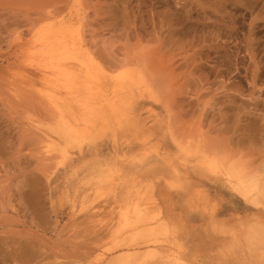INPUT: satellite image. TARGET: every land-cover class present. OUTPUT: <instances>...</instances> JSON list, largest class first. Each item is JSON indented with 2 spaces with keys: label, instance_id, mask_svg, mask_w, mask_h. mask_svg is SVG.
<instances>
[{
  "label": "rangeland",
  "instance_id": "rangeland-1",
  "mask_svg": "<svg viewBox=\"0 0 264 264\" xmlns=\"http://www.w3.org/2000/svg\"><path fill=\"white\" fill-rule=\"evenodd\" d=\"M64 21L98 70L89 108L85 88L26 64L34 35ZM123 62L157 95L114 84ZM70 109L85 134L48 156ZM206 147L257 180L253 200L204 167ZM128 196L156 201L172 230L155 244L191 264H264V0H0V264H120Z\"/></svg>",
  "mask_w": 264,
  "mask_h": 264
},
{
  "label": "bare ground",
  "instance_id": "bare-ground-1",
  "mask_svg": "<svg viewBox=\"0 0 264 264\" xmlns=\"http://www.w3.org/2000/svg\"><path fill=\"white\" fill-rule=\"evenodd\" d=\"M70 18V17H69ZM78 32V31H77ZM82 35V34H81ZM31 45H34L33 49L28 50L27 52V60L26 64H30L31 66L33 63L41 67L43 70L49 71L50 75L56 78V80H62L63 83L65 84H71L72 86H75L79 88H85L87 90V95L83 97L81 100L83 103L82 105H85V108H89L88 106H91L92 104L90 103L91 101V95L93 93L92 91V78L96 72L94 73V65L93 64V56H90L89 51L85 47L86 45L84 44L83 40L81 39L80 35L75 33V31L72 29V24L70 22H62L61 24L51 27V28H44L37 32L34 37L30 40ZM88 47V46H87ZM95 56V55H94ZM95 58V57H94ZM99 61V60H98ZM128 62V61H127ZM123 62L122 68L118 69L120 70L119 73H117L114 77V84L118 85L121 89L124 88V86L128 87H137V88H146L150 89L149 92L151 91V94L154 93L153 90H151L152 85L149 86L151 83H148L146 74H144V70L132 67L131 65H128L129 63ZM101 63V62H100ZM25 64V65H26ZM35 65V66H36ZM104 65V64H103ZM96 66V65H95ZM34 67V66H33ZM104 67V66H102ZM105 68V67H104ZM106 69V68H105ZM117 70V71H118ZM23 71V70H22ZM31 71V70H30ZM109 71V70H107ZM143 71V72H142ZM25 72V71H24ZM42 72V71H41ZM113 71H110V73ZM35 72L33 71V74ZM43 73V72H42ZM109 73V72H108ZM106 73V74H108ZM27 75V74H25ZM20 76V75H19ZM22 76V75H21ZM44 76V74H43ZM23 77L24 73H23ZM28 77V75L26 76ZM22 78V77H21ZM42 82V80H40ZM113 81V80H112ZM16 82V81H15ZM42 85V84H41ZM47 87V86H43ZM100 89V85H94V88ZM48 88V87H47ZM135 90V88H134ZM125 91V90H124ZM129 91V90H126ZM63 92V90L61 91ZM40 93V92H39ZM98 91H94V95ZM110 93V92H109ZM130 93V92H129ZM134 93V92H132ZM130 93V94H132ZM137 93V92H136ZM63 94V93H62ZM155 96L157 95L154 93ZM43 95V94H42ZM138 95V94H137ZM125 97V96H124ZM123 97V98H124ZM134 97H136L134 95ZM98 98V97H97ZM137 98V97H136ZM126 99V98H125ZM124 99V101H125ZM138 99V98H137ZM46 100V99H45ZM117 100V99H115ZM156 101H159L158 97L154 99ZM49 103V101H47ZM128 102V101H127ZM126 102V103H127ZM142 102V101H140ZM155 102V101H154ZM51 103V102H50ZM56 103V102H55ZM55 103H52L54 105H57ZM138 102L136 101V105ZM51 104V105H52ZM103 104V103H102ZM119 105V104H117ZM140 105V104H139ZM142 106V105H141ZM139 106V107H141ZM147 106V105H146ZM146 106L144 108H146ZM150 106V105H148ZM51 110L52 108L55 109V107H50L48 106ZM98 107H102V105H98ZM117 107V106H116ZM137 107V106H136ZM91 108V107H90ZM122 108V107H120ZM152 108V107H151ZM125 109V108H124ZM147 109V108H146ZM57 110V109H55ZM145 110V109H144ZM111 111V110H109ZM121 110H119L120 113ZM123 111V110H122ZM121 111V113H122ZM132 111V110H131ZM141 111V110H139ZM150 111V110H149ZM56 112V111H55ZM55 112L52 111V113ZM58 112V111H57ZM56 112V114H57ZM129 112V111H128ZM133 112V111H132ZM151 112V111H150ZM70 118H65L64 114L61 112V117L59 122L52 127V129L58 134L59 139L55 136H53L54 142H48L46 145V150L48 152V156L52 155L55 153H58L60 151H64L66 149L67 144H71L74 142L79 136H83V131L87 129L78 126L80 123V117L77 116L75 113L74 109H70ZM112 113V112H111ZM153 114V112H151ZM63 114V115H62ZM126 114V113H125ZM136 114V113H134ZM119 115V114H118ZM156 115V114H155ZM120 116V115H119ZM118 116V117H119ZM54 117V116H53ZM57 117V115H56ZM79 117V118H78ZM111 120H112V116ZM122 117V116H121ZM154 117V116H152ZM74 118V122L71 121L70 119ZM145 118V117H144ZM156 118V116H155ZM169 118V117H168ZM127 119V116H126ZM153 119V118H152ZM84 122L86 119L83 117ZM114 120V119H113ZM121 120V118H120ZM154 120V119H153ZM170 124V127L172 125L170 118L168 119ZM125 121V120H122ZM133 122V121H132ZM168 122V123H169ZM88 123V121H87ZM121 123V122H120ZM134 123V122H133ZM132 123V124H133ZM119 124V123H118ZM117 124V126H118ZM135 124V123H134ZM111 125V124H110ZM140 127V126H139ZM169 127V128H170ZM142 130V129H141ZM150 130V129H149ZM153 130V129H152ZM173 130V127H171L170 131ZM176 130V129H175ZM111 131V130H110ZM113 131V130H112ZM143 131V130H142ZM165 131V128L164 130ZM177 131V134H176ZM173 133V136L178 135V129ZM50 132V131H49ZM130 132V130H129ZM140 132V131H139ZM153 132V131H152ZM46 133V132H45ZM51 133V132H50ZM111 133V132H110ZM142 133V132H141ZM157 133V132H155ZM170 132H168L169 135ZM49 134V133H48ZM56 134V135H57ZM182 134V133H181ZM49 137H52L51 134H49ZM55 135V134H54ZM135 135V134H134ZM139 135V134H138ZM142 135V134H141ZM156 135V134H155ZM183 135V134H182ZM181 135V136H182ZM186 135V134H184ZM106 136V135H105ZM109 136V135H108ZM114 136V135H113ZM112 136V137H113ZM132 136V135H131ZM171 136V135H170ZM52 137V139H53ZM111 137V136H110ZM135 137V136H134ZM137 137V136H136ZM142 137V136H141ZM177 137V136H176ZM47 138V137H46ZM94 138V137H92ZM108 138V137H107ZM115 138V137H114ZM49 139V138H48ZM46 139V140H48ZM87 139V138H86ZM101 139V138H100ZM113 139V138H112ZM117 139V138H115ZM138 139L142 140L141 138L138 137ZM173 140V138H171ZM177 139V138H176ZM50 140V139H49ZM56 140V141H55ZM95 140V138H94ZM139 140V141H140ZM191 140V139H190ZM100 141V140H99ZM98 141V142H99ZM146 141V140H145ZM186 141V140H185ZM184 141V142H185ZM88 142V141H87ZM94 142V141H93ZM97 142V141H96ZM46 143V142H45ZM95 143V142H94ZM108 143V142H107ZM140 143V142H139ZM138 143V144H139ZM194 143V140L193 142ZM117 144V143H116ZM190 144V143H189ZM88 145V144H87ZM104 145V144H103ZM109 145V144H108ZM107 145V146H108ZM193 145V144H192ZM91 146V145H89ZM149 146V145H148ZM147 146V147H148ZM197 146V144H196ZM88 147V146H87ZM119 147V146H118ZM195 146H193L194 148ZM94 148V147H93ZM114 148V147H113ZM145 148V147H144ZM151 148V147H150ZM154 148V147H153ZM190 148V146L188 147ZM204 148V147H203ZM206 147L207 152L209 151ZM125 149V148H124ZM149 149V148H148ZM159 149V148H157ZM200 149V148H199ZM95 150V149H92ZM98 150V149H97ZM115 150V149H114ZM142 150V149H139ZM147 150V149H146ZM161 150V149H160ZM202 150V149H201ZM44 151V150H43ZM96 151V150H95ZM111 151V149H110ZM116 151V150H115ZM163 151V150H162ZM187 151V150H186ZM205 151V150H203ZM89 152V151H88ZM117 152V151H116ZM138 152V151H136ZM184 152V151H183ZM203 153L201 156V161L204 167L209 170L210 172L216 174V175H221L224 176L232 189L236 191L239 195H241L244 199L249 200V199H254L253 194L254 190L258 189V182L255 178H253L251 175L248 174L244 169L236 166L234 163H228L224 159L220 158L218 154H215V151L211 150L207 153ZM51 153V154H50ZM90 153V152H89ZM133 153V152H132ZM135 153V152H134ZM141 153V151H140ZM163 153V152H162ZM160 153V154H162ZM113 154V152H112ZM119 154V153H118ZM61 155V154H60ZM109 155V154H108ZM107 155V156H108ZM174 155L176 153L174 152ZM59 156V154H58ZM101 156V155H99ZM121 156V155H120ZM56 157V156H54ZM103 157V156H101ZM131 157V155H130ZM133 157V156H132ZM144 157V156H142ZM141 157V158H142ZM146 157V156H145ZM164 157V156H163ZM62 158V157H61ZM118 158H120L118 156ZM121 158H123L121 156ZM140 158V157H139ZM156 158V157H155ZM165 158V157H164ZM172 158V156H171ZM104 159V158H103ZM138 159V158H135ZM134 159V160H135ZM158 159V158H157ZM54 160V159H53ZM59 160V159H58ZM102 160V159H101ZM133 160V159H132ZM140 160V159H138ZM166 160V159H165ZM170 160V159H169ZM56 161V160H55ZM142 161V160H140ZM139 161V162H140ZM100 162V161H99ZM113 162V161H112ZM126 162V161H125ZM143 162V161H142ZM172 162V161H171ZM55 163V162H53ZM103 163V162H102ZM110 163V162H109ZM144 163V162H143ZM200 163V162H199ZM99 164V163H98ZM116 164V163H115ZM142 164V163H141ZM56 167V164H54ZM58 165V164H57ZM101 165V164H99ZM74 167V166H73ZM98 167V166H97ZM96 167V168H97ZM108 167V166H107ZM116 167V166H115ZM120 167V166H119ZM122 167V166H121ZM203 167V168H204ZM57 168V167H56ZM72 169V167H71ZM75 169V168H74ZM73 169V170H74ZM100 169V168H99ZM72 170V171H73ZM103 171V169H101ZM123 171V170H122ZM132 171V170H131ZM136 171V170H135ZM134 171V173H135ZM141 171V170H140ZM206 172V170H203ZM98 172V171H97ZM208 172V171H207ZM101 173V172H100ZM125 173V172H124ZM131 173V172H129ZM93 174V173H91ZM96 174V173H95ZM123 174V172H122ZM128 174V173H127ZM133 174V173H131ZM130 174V175H131ZM168 174V173H167ZM170 174V173H169ZM207 174V173H206ZM210 174V173H209ZM127 176L126 174H124ZM129 175V174H128ZM129 175V176H130ZM212 175V174H210ZM52 176V175H51ZM89 176V175H88ZM95 176V175H94ZM172 176V175H171ZM208 176V175H207ZM213 176V175H212ZM179 177V174H178ZM210 177V176H209ZM217 177V176H216ZM220 177V176H218ZM93 178V177H92ZM188 178V177H187ZM211 178V177H210ZM213 178V177H212ZM155 179V178H154ZM168 179V178H167ZM184 179V178H183ZM207 179V178H205ZM214 179V178H213ZM219 179V178H218ZM82 180V179H81ZM193 180V179H192ZM218 181V180H217ZM144 182V181H142ZM150 182V181H149ZM187 182V181H186ZM198 182V181H197ZM212 182V181H211ZM222 182V181H221ZM71 183V182H70ZM93 183V182H92ZM176 183V181H175ZM183 183V182H182ZM83 184V183H82ZM154 184V183H153ZM184 184V183H183ZM188 184V183H187ZM84 185V184H83ZM127 185V184H126ZM146 185V184H144ZM185 185V184H184ZM222 185V184H221ZM66 186V185H65ZM86 187V186H85ZM119 187V186H118ZM117 187V188H118ZM150 187V184H149ZM153 186H151L152 188ZM162 187V186H161ZM222 187V186H220ZM156 190V189H155ZM69 191V190H68ZM117 192V191H116ZM85 194V193H84ZM83 194V195H84ZM87 194V193H86ZM154 194V193H153ZM161 194V193H160ZM149 195V194H148ZM152 195V194H151ZM150 195V196H151ZM117 196V195H116ZM66 198V197H65ZM148 201H153L154 199L149 200L151 197H147ZM159 198V197H158ZM81 199V198H80ZM87 200V199H86ZM84 201V200H83ZM162 203V201H161ZM163 204V203H162ZM114 205V204H113ZM112 205V206H113ZM118 206V205H117ZM165 206V205H164ZM116 207V206H115ZM162 207V206H161ZM114 208V207H113ZM108 210V208H107ZM102 211V210H101ZM104 211V209H103ZM109 212V211H108ZM165 212V211H164ZM168 213V211L166 210ZM170 212V211H169ZM111 213V212H110ZM108 214V213H107ZM115 214V213H114ZM113 214V216H114ZM117 214V211H116ZM166 214V213H165ZM111 216V214H109ZM110 216L107 217V219H110ZM102 218V216L100 217ZM104 218V216H103ZM106 218V217H105ZM108 219V220H109ZM111 219H114V217H111ZM110 219V220H111ZM101 220V219H100ZM103 221V220H101ZM100 221V222H101ZM112 221V220H111ZM106 222V223H111ZM176 222V221H175ZM104 223V222H103ZM177 223V222H176ZM178 224V223H177ZM94 225V224H93ZM108 225V224H107ZM179 225V224H178ZM110 227V226H109ZM214 228V227H213ZM106 229V228H105ZM176 229V228H175ZM174 229V231H175ZM227 229V228H226ZM230 229V228H229ZM235 229V228H234ZM171 223L167 219V217L164 216V214L161 211L160 206L156 203L154 200L153 203H144V201L140 199H136L135 197L128 196L127 199L125 200V205L122 208V211L119 214V225L117 226V231L114 232L116 237L118 236V239H115L116 237H111L113 238L110 242L111 246H115L116 243L119 244L117 245L118 251L120 245L124 246L125 249L121 250L122 255H120V251L118 252V258L121 259L120 264H191L188 259L185 257L184 253L182 252V249H173L170 248L168 245H158L155 244V242L159 239L156 240V237L158 236H163V235H169L171 232ZM233 230V229H232ZM110 231V230H109ZM112 231V230H111ZM115 231V230H114ZM231 231V230H230ZM252 231V230H251ZM255 232V231H254ZM117 233V234H116ZM231 233V232H229ZM110 236L113 235L109 234ZM180 235V233H179ZM176 237V236H175ZM178 237V236H177ZM176 237V238H177ZM189 237V236H188ZM187 237V238H188ZM264 237V236H263ZM155 238V239H154ZM162 238V237H160ZM168 237H166L167 240ZM185 238V236H184ZM118 242H116L115 240ZM163 239L165 240V236H163ZM179 239V237H178ZM103 240V239H102ZM115 242H112V241ZM186 240V239H185ZM188 240V239H187ZM257 241L256 239H254ZM262 241V240H261ZM154 242V243H153ZM169 243V241H166ZM177 242V241H176ZM187 242V241H186ZM95 243V242H94ZM153 243V244H150ZM158 243V242H157ZM160 243V242H159ZM165 243V242H164ZM171 243V242H170ZM251 243V242H250ZM177 244V243H176ZM181 244V242H180ZM184 244V243H183ZM257 244V243H256ZM174 244H172L173 246ZM110 246V249L112 248ZM121 246V247H122ZM256 246V245H255ZM258 246V245H257ZM260 247L262 246L263 252L264 253V242H262ZM100 247V246H98ZM175 247V246H174ZM177 247V246H176ZM175 247V248H176ZM181 247H184L181 245ZM146 248V249H145ZM186 249V248H185ZM115 251V250H114ZM185 251V250H184ZM241 251V250H240ZM102 252V251H101ZM102 254V253H101ZM114 254V252H113ZM110 255V254H108ZM190 257V256H189ZM264 257V254L262 255V258ZM101 258V257H100ZM260 258V257H259ZM102 259V258H101ZM261 259V258H260ZM96 260V259H94ZM103 260V259H102ZM106 260V259H105ZM262 260V259H261ZM99 262V261H98ZM95 264H99V263ZM102 262V261H101ZM263 262V260H262ZM103 264V263H101ZM258 264V263H257Z\"/></svg>",
  "mask_w": 264,
  "mask_h": 264
}]
</instances>
